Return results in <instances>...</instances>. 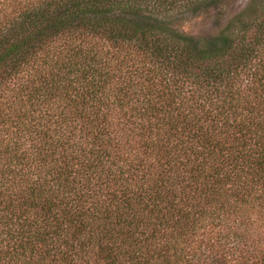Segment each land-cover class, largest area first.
I'll return each mask as SVG.
<instances>
[{
	"label": "trees",
	"instance_id": "obj_1",
	"mask_svg": "<svg viewBox=\"0 0 264 264\" xmlns=\"http://www.w3.org/2000/svg\"><path fill=\"white\" fill-rule=\"evenodd\" d=\"M228 1L0 0V264H264V0L182 29Z\"/></svg>",
	"mask_w": 264,
	"mask_h": 264
},
{
	"label": "rangeland",
	"instance_id": "obj_2",
	"mask_svg": "<svg viewBox=\"0 0 264 264\" xmlns=\"http://www.w3.org/2000/svg\"><path fill=\"white\" fill-rule=\"evenodd\" d=\"M249 0H230L218 9H210L200 15L189 16L182 29L195 37L215 35L234 15L239 13ZM221 9V10H220ZM219 10V11H218ZM224 13V15H223Z\"/></svg>",
	"mask_w": 264,
	"mask_h": 264
}]
</instances>
